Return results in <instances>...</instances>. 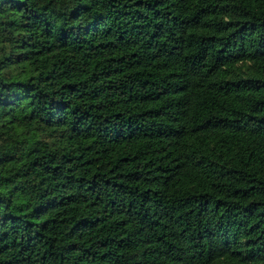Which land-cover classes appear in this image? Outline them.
Masks as SVG:
<instances>
[{
    "label": "trees",
    "instance_id": "trees-1",
    "mask_svg": "<svg viewBox=\"0 0 264 264\" xmlns=\"http://www.w3.org/2000/svg\"><path fill=\"white\" fill-rule=\"evenodd\" d=\"M0 264H264V0H0Z\"/></svg>",
    "mask_w": 264,
    "mask_h": 264
}]
</instances>
